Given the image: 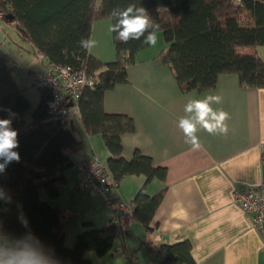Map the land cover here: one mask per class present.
Segmentation results:
<instances>
[{"label":"trees","instance_id":"16d2710c","mask_svg":"<svg viewBox=\"0 0 264 264\" xmlns=\"http://www.w3.org/2000/svg\"><path fill=\"white\" fill-rule=\"evenodd\" d=\"M129 5L146 11L168 6L169 17L153 22L169 43L159 57L171 67L183 90L213 88L225 72L238 73L244 86L264 87V61L258 52V46L264 45V0H0L1 18L14 24L28 41L21 46L24 51L45 60L48 68L54 63L68 64L86 70L95 80L82 90L79 114L72 118L53 114L48 104L53 91L42 87L38 88L41 100L27 119L25 112L31 103L27 89L17 79L18 62L0 44V119H10L11 127L17 130L19 147L15 151L20 155L19 162H11L0 172L4 193L0 197V258L4 249L27 242L39 248L52 264H95L87 253H116L117 238L127 233L133 221L152 231V220L166 190L150 195L146 187L154 177L164 179L166 167L156 166L141 152L130 159L123 155L122 138L135 130L134 119L125 113L107 112L103 102L106 90L128 81V67L135 62L136 53L148 45L114 38L117 56L103 61L78 44L81 38L92 37L96 21L110 19L113 8L123 10ZM78 115L85 131L102 133L111 150V182L118 185L128 174H145L147 181L130 207L102 228L79 232L69 244L65 239L66 209L51 200L60 196L66 171L74 164L73 155L84 146V139L73 128ZM42 189L49 199L41 196ZM8 197L11 202L5 203ZM145 243L155 254L154 264H198L189 240ZM136 252L139 249L126 253L129 264H141Z\"/></svg>","mask_w":264,"mask_h":264},{"label":"crops","instance_id":"0c3cea01","mask_svg":"<svg viewBox=\"0 0 264 264\" xmlns=\"http://www.w3.org/2000/svg\"><path fill=\"white\" fill-rule=\"evenodd\" d=\"M152 22L169 17L168 6L147 10ZM111 19L93 24L92 38L98 46L92 54L103 61L117 56L114 34L109 31ZM155 47L147 46L136 53L135 62L128 67V81L117 84L104 94L107 112L125 113L133 117L135 130L122 138L123 155L130 159L137 152L148 155L156 166L166 167L164 179L154 177L146 191L154 195L165 189V196L152 220V231L133 221L116 240V253L97 256L89 251L95 264H129L126 252H151L145 241L153 245L189 240L198 264H264V229L253 225L252 216L234 200L235 188L257 185L264 181V87L244 86L236 72L221 73L213 88L183 90L171 67L159 57L169 45L163 30L157 32ZM264 61V45L258 46ZM17 79L27 89L31 107L25 112L30 119L41 100V91L33 86L38 73L45 71V60L30 52H20ZM24 62V63H23ZM24 64V65H23ZM220 95L221 104L214 110L228 112L227 135H210L197 126L201 147L193 150L185 142L178 127L189 99ZM73 128L84 139L82 149L73 155L74 164L67 169V181L61 194L51 200L66 209V241L71 244L76 235L90 228H102L115 219L119 201L133 204L139 190L147 181L145 174H128L112 188L117 201L108 204L94 188L77 184L94 157L100 158L109 170L112 155L102 133L85 131L80 116L74 118ZM41 196L49 199L47 194Z\"/></svg>","mask_w":264,"mask_h":264},{"label":"clouds","instance_id":"9594fccd","mask_svg":"<svg viewBox=\"0 0 264 264\" xmlns=\"http://www.w3.org/2000/svg\"><path fill=\"white\" fill-rule=\"evenodd\" d=\"M110 19L116 18V22L109 26V31L114 33V38L127 43L129 40L141 41L144 45L155 47L158 41L157 32L159 25L154 24L143 7L129 5L123 10L113 8L109 14ZM151 29V30H150ZM147 33V35H145ZM143 38V39H142ZM79 47L91 53L98 46V41L92 37L81 38ZM220 95H207L202 99H189L184 105V112L194 114L191 117L184 116L178 121V127L182 130L185 142L190 144L193 150H198L201 145L196 135L199 125L210 135H227L230 119L228 112L223 109L214 110L213 104H221ZM10 119H0V172H3L11 162H19L20 155L15 149L19 147L17 130L11 127ZM4 196L0 189V197ZM8 197L5 203H10ZM26 225V221H23ZM0 264H52V261L36 246L24 242L23 246L14 249H4Z\"/></svg>","mask_w":264,"mask_h":264},{"label":"built area","instance_id":"2783aa9c","mask_svg":"<svg viewBox=\"0 0 264 264\" xmlns=\"http://www.w3.org/2000/svg\"><path fill=\"white\" fill-rule=\"evenodd\" d=\"M94 82V78L86 70L75 69L68 64L54 63L36 75L34 86L39 89L51 88L53 97L48 103L50 111L56 116L72 118L80 113L78 99L82 90L88 85H93ZM116 186L117 183L111 182L104 162L98 157L91 160L78 182L80 188L89 187L97 190L106 198L109 205L113 203L112 188ZM234 200L244 211L251 214L255 227L264 229V181L257 185L235 188ZM130 205L119 201L117 208L123 210Z\"/></svg>","mask_w":264,"mask_h":264},{"label":"rangeland","instance_id":"374dc122","mask_svg":"<svg viewBox=\"0 0 264 264\" xmlns=\"http://www.w3.org/2000/svg\"><path fill=\"white\" fill-rule=\"evenodd\" d=\"M27 42L28 41L23 37L14 24L6 22L0 16V44L3 45L7 51H10L15 56L20 52L23 53L24 50L21 46L22 44L27 45L25 44ZM42 192L43 196H46V193H44V191ZM136 254L139 255L141 264H154L152 262V257H154L155 254L147 251L136 252Z\"/></svg>","mask_w":264,"mask_h":264},{"label":"water","instance_id":"95a60500","mask_svg":"<svg viewBox=\"0 0 264 264\" xmlns=\"http://www.w3.org/2000/svg\"><path fill=\"white\" fill-rule=\"evenodd\" d=\"M119 213H122V210H120V212Z\"/></svg>","mask_w":264,"mask_h":264}]
</instances>
